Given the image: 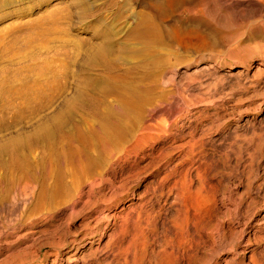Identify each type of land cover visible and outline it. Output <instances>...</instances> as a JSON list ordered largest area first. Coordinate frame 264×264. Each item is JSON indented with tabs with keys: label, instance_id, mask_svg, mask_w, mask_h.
I'll list each match as a JSON object with an SVG mask.
<instances>
[{
	"label": "rangeland",
	"instance_id": "rangeland-1",
	"mask_svg": "<svg viewBox=\"0 0 264 264\" xmlns=\"http://www.w3.org/2000/svg\"><path fill=\"white\" fill-rule=\"evenodd\" d=\"M91 1L97 18L102 0ZM81 12L76 0H0V123L9 124L0 141L28 135L74 94L68 52L93 31L78 28ZM256 41L225 39L238 48L201 51L170 69L166 85L131 89L114 156L96 159L76 186L67 177L70 189L54 202L37 206L24 177L4 180L36 163L41 141L0 165V264H264V40ZM127 67L120 72L132 82L160 71ZM51 94V107L32 106ZM155 108L158 125L139 139ZM15 117L24 118L10 125Z\"/></svg>",
	"mask_w": 264,
	"mask_h": 264
},
{
	"label": "bare ground",
	"instance_id": "bare-ground-1",
	"mask_svg": "<svg viewBox=\"0 0 264 264\" xmlns=\"http://www.w3.org/2000/svg\"><path fill=\"white\" fill-rule=\"evenodd\" d=\"M76 3L83 10L77 19L78 28L93 31L86 37L77 36L68 52L70 68L66 73L74 78V94L55 103L53 112L28 135L17 133L0 141L2 167L26 156V148L35 141L46 146L36 163H30L19 177L4 176L5 181L24 177L37 206L54 202L55 195L69 190L70 184L76 186L77 179L88 175L96 159L114 156L130 112L123 97L131 89L166 85L170 69L201 51L238 48L234 45L230 49L225 39L232 42L246 34L257 46V39L264 40V0H102L97 18L92 17L90 7L100 3ZM171 56L183 59L172 64L167 58ZM123 64H128L126 71L149 65L160 71L150 81L139 78L132 82L121 74ZM60 76L57 68L58 80ZM110 93H116L112 100L108 99ZM22 95L29 104L25 91ZM55 95L45 97L44 104L31 102L32 106L40 111L49 108ZM161 110L148 112L139 139L158 125L155 120ZM23 118L15 117L10 125ZM4 127L9 124L0 123V130ZM67 177H71L70 184Z\"/></svg>",
	"mask_w": 264,
	"mask_h": 264
}]
</instances>
